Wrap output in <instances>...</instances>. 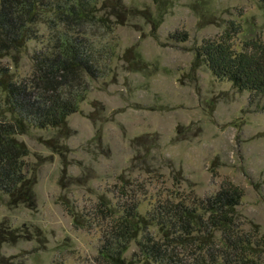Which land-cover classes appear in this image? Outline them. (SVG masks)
<instances>
[{
	"label": "rangeland",
	"instance_id": "374dc122",
	"mask_svg": "<svg viewBox=\"0 0 264 264\" xmlns=\"http://www.w3.org/2000/svg\"><path fill=\"white\" fill-rule=\"evenodd\" d=\"M85 11L67 25L55 9L35 25L37 38L20 54L0 58L15 79L31 73L32 55L64 35L83 40L95 77L62 128L17 135L34 178L28 202L0 193V229L9 240L1 264H101L97 259L107 209L136 203L148 217L162 201L216 194L225 182L244 190L238 223L264 233V95L253 96L195 67V49L233 25L241 50L264 38L260 0H70ZM188 40L176 41L175 32ZM78 219V222L75 220ZM149 233L161 240L154 223ZM139 234L124 256L134 257Z\"/></svg>",
	"mask_w": 264,
	"mask_h": 264
},
{
	"label": "trees",
	"instance_id": "16d2710c",
	"mask_svg": "<svg viewBox=\"0 0 264 264\" xmlns=\"http://www.w3.org/2000/svg\"><path fill=\"white\" fill-rule=\"evenodd\" d=\"M53 9L67 25L83 26L85 11L70 0H0V58L20 54L37 38L35 25L43 14ZM240 32L233 25L218 37L203 40L195 49L193 65H204L217 79L260 97L264 95V38L248 40L237 50L233 39ZM64 33L46 51L32 55L31 73L23 79H15L10 67L0 64V193L12 205L28 202L34 186L24 161L30 150L17 135L33 127H65L87 91L82 76L97 75L84 41ZM188 36L185 31L172 35L178 42ZM243 196L241 187L225 182L216 194L193 204L159 202L148 217L139 213L136 203L126 204L119 213L110 207L104 215L108 222L97 259L101 264H264V233L259 225L252 223L247 231L238 223L236 207ZM154 223L163 231L161 240L148 231ZM140 233L138 251L127 259L124 254ZM12 235L0 229V247Z\"/></svg>",
	"mask_w": 264,
	"mask_h": 264
}]
</instances>
